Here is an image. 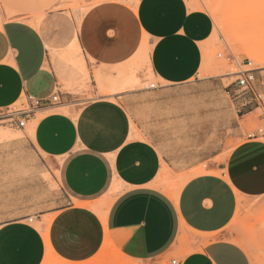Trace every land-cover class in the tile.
Segmentation results:
<instances>
[{
	"label": "crops",
	"instance_id": "crops-1",
	"mask_svg": "<svg viewBox=\"0 0 264 264\" xmlns=\"http://www.w3.org/2000/svg\"><path fill=\"white\" fill-rule=\"evenodd\" d=\"M214 30L189 0L90 9L74 48L103 73L148 40L157 83L74 108L60 94L51 101L58 81L39 30L0 26V109L23 95L43 100L31 134L0 142V264H117L107 248L127 264H252L227 230L251 204L264 208V128L215 162L231 130L243 137L246 114L237 119L231 91L200 74ZM167 167L205 169L172 195L156 185ZM55 169L62 192L44 178Z\"/></svg>",
	"mask_w": 264,
	"mask_h": 264
},
{
	"label": "rangeland",
	"instance_id": "rangeland-1",
	"mask_svg": "<svg viewBox=\"0 0 264 264\" xmlns=\"http://www.w3.org/2000/svg\"><path fill=\"white\" fill-rule=\"evenodd\" d=\"M125 1L0 0V26L9 20H20L39 30L48 52V64L56 74V94H60L61 104L75 108L99 98L121 101L125 91L157 83L149 66L148 40L144 41L140 53L138 52L139 56L131 63L112 67L103 73L95 67L92 60L88 62L81 48H74V42L78 39L81 18L87 11L105 2ZM189 1L192 8L196 6L206 10L215 22L214 35L206 45L207 53L200 71L201 76H214L217 82L222 83L223 88L231 91L228 97L237 119V114H246L241 121L243 137H234L231 130V136L225 138L224 142L221 141V153L215 159L217 164H221L238 144L263 132L264 102H257L249 94L235 95L233 82L237 79L239 70L253 68L256 90L264 101V0ZM248 61L252 62L250 67L240 66V63L244 65ZM102 74H106L105 83ZM245 96L246 104L243 100ZM25 108L27 102L23 95L19 103L0 112V142L31 134L29 128L33 125L32 122L27 123L26 132H22L16 125L17 118L11 120L8 115ZM203 169L205 168L198 167L176 172L169 167L164 168L156 185L174 195L188 177ZM53 175L55 179L49 173L44 178L56 191L62 192L59 169H55ZM250 207L246 215L238 218L232 228H228L227 235L233 242L244 247L252 264H264V208ZM34 223L39 225L36 219ZM104 257L116 260L117 264H127L110 248L105 250Z\"/></svg>",
	"mask_w": 264,
	"mask_h": 264
},
{
	"label": "built area",
	"instance_id": "built-area-1",
	"mask_svg": "<svg viewBox=\"0 0 264 264\" xmlns=\"http://www.w3.org/2000/svg\"><path fill=\"white\" fill-rule=\"evenodd\" d=\"M221 56V55H220ZM252 65L251 61H248L246 64H241L240 66L244 67H250ZM255 70L253 68H246L243 70H239L237 72V79L233 82V88H234V94L240 95V94H249L251 98H254L257 102L263 103L262 95L259 94L256 90V83H255ZM151 88L155 87V84L152 83ZM245 101V104L247 103V97L245 96L243 98ZM52 102H60V97L58 94H55L51 98ZM43 105V100L28 97L27 99V108L20 110V111H13L10 112L9 117L11 120H14V118H17L15 120L16 125L18 128H25L26 124L28 123L29 116L38 108H40ZM3 110L0 109V112ZM4 114V113H2ZM4 116V115H3ZM172 264H177L176 260H173Z\"/></svg>",
	"mask_w": 264,
	"mask_h": 264
},
{
	"label": "bare ground",
	"instance_id": "bare-ground-1",
	"mask_svg": "<svg viewBox=\"0 0 264 264\" xmlns=\"http://www.w3.org/2000/svg\"><path fill=\"white\" fill-rule=\"evenodd\" d=\"M50 255V254H49Z\"/></svg>",
	"mask_w": 264,
	"mask_h": 264
}]
</instances>
